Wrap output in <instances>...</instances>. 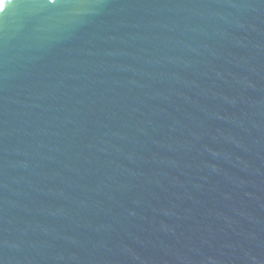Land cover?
Returning a JSON list of instances; mask_svg holds the SVG:
<instances>
[{"label":"water","instance_id":"1","mask_svg":"<svg viewBox=\"0 0 264 264\" xmlns=\"http://www.w3.org/2000/svg\"><path fill=\"white\" fill-rule=\"evenodd\" d=\"M0 264H264V0H0Z\"/></svg>","mask_w":264,"mask_h":264}]
</instances>
